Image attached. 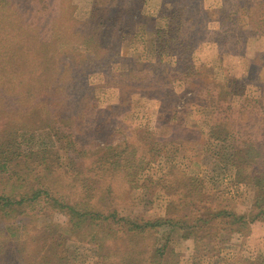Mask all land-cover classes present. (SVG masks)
<instances>
[{
  "label": "rangeland",
  "instance_id": "obj_1",
  "mask_svg": "<svg viewBox=\"0 0 264 264\" xmlns=\"http://www.w3.org/2000/svg\"><path fill=\"white\" fill-rule=\"evenodd\" d=\"M8 1L6 8L0 11V28L6 27L7 22L12 25V29L10 33L2 30L0 62H5L17 70L15 74L0 80L6 79L16 83L17 75L26 81L25 85L31 80L34 87L29 86L27 89L36 91L42 79L49 78V75L39 76V71L49 68H46V64H43V68L36 67L38 53L35 47L45 48V53L51 57L56 55L57 48L64 44L62 50L67 49V54L57 56L54 64L61 58L65 64L73 65L80 54L75 52L72 43L87 32V11L91 2L95 1V4L100 6L107 0H48L46 5L42 4V0ZM129 1L128 8L137 14L136 27L133 29L137 35L123 36L119 50L121 63L111 64V70L95 68L91 69L92 72H86L94 91L90 101L93 111L83 117L88 126L81 128L79 133V128L75 132L78 137L90 143V146L84 148V151L90 154L77 156L69 150L60 154L57 169L62 174L66 169H72L73 173L59 177L61 180L57 185L58 189L51 190L54 193L71 191L70 198L73 201H81L83 198L89 200V197L82 193L79 182L73 183V189H61L59 186L74 181L75 173L79 169L83 171L81 175L86 183L95 182L89 192L92 195L90 202L97 208L106 211L115 208L122 216L137 215L150 218L164 216L172 204V215L201 218L202 220L197 222L190 219L191 223L196 224L191 228L194 234H185L178 227L173 231L166 228L158 231L157 243H163L165 238L168 241L170 251L167 256L171 264H188L195 256L205 264H264V199L261 205L262 213L248 226L241 228L239 233H236L233 230L235 227L223 217L218 216L207 221L203 217L215 208L248 215L259 210L254 199L253 180L248 173L252 168L264 172V156L248 162L242 159L243 164H239L234 156V149L240 133H243V137L246 135V142L256 141L264 150V123L257 113H221L224 117L220 119H227L221 121V124L225 122L223 129L222 126L214 129L219 135L218 140H214L210 138L213 125L210 116L193 99L196 95L202 99L206 96L207 90L204 88L211 83V78L219 83L240 80L245 82L243 86L247 94L256 93V85L260 83L257 74L261 65L260 73L264 76V24L258 22L264 20L262 1L200 0L203 9L208 12L209 20L201 13L197 27L199 34L192 38V48L185 50L169 46L174 56H165L164 60L170 61L172 58L174 63L169 68V76L173 75V81L167 85L163 81L165 73L158 75L155 69L148 72L149 70L138 67L135 72L127 73L126 58L133 56L136 61L140 59L155 62L153 50L159 30L170 28L171 31L165 39L172 41H175L180 33L185 36L194 33L187 25H181L183 12L173 0ZM4 3L0 0L1 7ZM245 5H249L251 9L246 15L238 18V24L236 20L232 22L226 19V15L233 17L232 13ZM218 10H223V13H218ZM189 15H193V11H190ZM246 16H252V21L259 24L253 27L247 25L251 17L248 19ZM73 27L78 28L77 35L81 37L73 35ZM120 27H107L109 29L104 30L102 35H107L113 30L116 36H122V31L118 30ZM14 37H20L26 47L24 52L20 51L23 56L18 59L12 56V48L6 49L7 45L15 43ZM47 59V56H42V62ZM10 60H14L15 65ZM29 62L32 64L27 66ZM188 64L192 66V73H187ZM191 77L192 84L181 83ZM149 81L157 87L156 91L147 92L152 98L140 94L142 86L147 85L145 82ZM216 81L213 84H216ZM159 82L164 84L160 85ZM238 97L233 103V109H236V103L242 100ZM0 98L9 106L8 112V107L0 110V129L9 126L7 123L13 126L28 121L27 112L15 104V96L0 95ZM223 100L218 107H226L230 97L227 96ZM229 127L232 131L225 137V131ZM147 132L150 133L149 136L146 135ZM145 136L147 138H144ZM220 138L224 139L220 141ZM154 139L163 145L150 157L148 167L141 171L142 178L135 180L134 175L130 174V183H127L128 178L124 175L128 170L122 164L123 158L130 154L131 150L134 151L135 158L146 154L143 151L149 149V143ZM126 142L131 143L132 148L127 147ZM95 144L100 147L122 145L125 146L127 154L121 156L122 161L119 160L114 171L101 172L96 165L99 161H96L94 155V150H98ZM148 157V154L145 155V160ZM250 162H253L252 166L249 165ZM27 164L34 165V160L17 163L14 168L21 172L22 166ZM61 165L67 168L64 169ZM74 166L78 168H73ZM91 167L92 169L88 170ZM138 176L140 173L136 174V177ZM3 186L5 189L0 191L8 193L11 183L4 182ZM18 220L31 228V235L35 230L44 229L49 223L60 227L68 225L67 217L58 213L49 217L42 214H28L26 217L17 218L12 216L6 221L11 223ZM108 241V246L112 248L111 241ZM150 241V238L146 240ZM89 243L85 238L65 241L63 247L66 256L63 264H100L102 257ZM135 256L142 259V256Z\"/></svg>",
  "mask_w": 264,
  "mask_h": 264
},
{
  "label": "trees",
  "instance_id": "obj_2",
  "mask_svg": "<svg viewBox=\"0 0 264 264\" xmlns=\"http://www.w3.org/2000/svg\"><path fill=\"white\" fill-rule=\"evenodd\" d=\"M1 1L5 3L2 7L0 6V11L6 8V3H9L8 0ZM173 1L178 9L183 12L181 25H187V28L191 29L194 35L187 34L185 36L180 33V36L172 41L171 39H165L168 32L171 31L170 28L157 31V42H155L153 50L155 62H146L140 59L136 61L133 56L127 57V73L135 72L138 67L149 70L148 72L155 69L158 75L162 72L165 73L163 78L165 85L173 81L171 80L173 75L169 76L171 71L169 68L174 62L172 58L170 61L164 60L165 56L169 58L174 56L169 46H177L185 50L192 48L193 43L191 40L199 34L197 27L201 20V13L205 15L206 20H209L207 19L208 12L201 6L200 0ZM261 1L264 6V0ZM47 2L48 0H42L43 5H46ZM129 2V0H107L100 6H97L95 1L91 2V7L87 11V32L82 38L72 43L75 52L80 54L73 65L65 64L61 58L56 65L54 64L57 56L67 54V49L62 50L65 47L64 44L60 45L56 50V55L53 54L51 57L45 53V48L39 47L36 49L35 47L38 53L36 67L43 68V64H46V68H49L39 71V76L49 75V78L44 77L36 91L27 89L29 86L34 87L33 82H30L31 80L25 85L26 81L17 75L15 77L16 83H11L6 79L0 80V95L15 96V104L22 107L28 114V121H22L13 126L7 123L9 126L0 129V189H5L4 182L11 183L8 193L0 191V264H63L66 256L63 243L67 240H82L83 238L88 240L89 244L95 247L98 255L102 257L100 264H143V262H146V264H171L168 262L167 256L170 251L168 241L165 238L163 243L158 244V231L163 228L173 231L178 227L185 234H194L191 228H194L196 224L191 223L190 219L192 220L195 217H184L180 214L172 215V204L164 216L150 218L138 217L137 215L122 216L115 208L110 211L97 208L91 204L92 195L89 192V189H93L95 182L86 183L83 175H81L83 171H79V169L75 173L74 181L71 180L65 186L61 184L59 186L61 189H73V183L79 182L82 193L85 197H89V200L83 198L81 201L80 199L79 201H73L70 198L71 191L54 193L51 190L58 189L57 185L62 175L73 173L72 169H66L67 167L62 165L66 169L64 174L57 169L60 164V154L68 152L67 150L75 152L77 156L90 154L88 151H84V148L90 146V143L78 137L75 132L79 128V133L81 128L88 126L87 121L84 122V118L93 111L90 108V101L94 91L88 82L86 72L95 68L111 70V64L121 63L119 50L121 49L120 42H122L123 36L137 35L133 31L136 27L137 14L134 11L131 12L128 8ZM250 9L249 5L241 6L239 11L236 10L232 13L233 17L226 15V19H230L232 22L236 20L238 24V18L246 15ZM190 11H193V15H189ZM194 13H196V16H194ZM218 13H223V10H218ZM250 17L251 21H248L247 25L253 27L259 24L258 22L264 24V20L252 21V16H246L248 19ZM195 21H198V23ZM215 21L217 20L215 19ZM6 24V27L0 28V37L3 29L5 32H11L12 25L7 22ZM116 26H121L118 30L122 31V36H116L113 30H110L107 35H102L104 30L109 29L107 27L113 28ZM73 29V35H77L78 28L73 27ZM49 30L51 31V28ZM14 39L15 43L7 45L6 49L12 48V56L18 59L23 56L20 51L24 52L26 47L20 37H14ZM42 56H47L49 59L42 62ZM54 56L56 57L54 58ZM262 57L264 62V55ZM10 62L15 65L14 60H10ZM29 64L32 63L29 62L27 66ZM188 67L189 71L187 73H192V66L188 64ZM16 70L5 62H0V79L15 74ZM261 70L262 65L257 74L260 83L256 85V93L253 95L246 93V88L243 86L245 82L227 80L219 83L211 78V83H208L204 88V90H207L205 91L206 96L203 99L199 95L193 98L211 118L213 125L210 138L218 140L219 135L216 134L214 129L217 126H222L221 129H223L225 122L221 124V121H226L227 118L220 119V117H224L220 115L221 113L229 115L235 113L239 115L240 112L244 111L251 114L257 113L261 118V122L264 123V76L261 75ZM191 79L192 77L181 83L192 84ZM214 81H216V84H213ZM249 82L247 81V83ZM145 83L147 85L142 86L140 94L151 97L152 95L147 92L156 91L157 87L152 85L151 81ZM159 84L164 83L159 82ZM227 96L230 97L228 105L222 108L218 107L217 105L222 103ZM237 96L242 100L236 103V109H233V103ZM7 107L8 112L9 106L0 98V110ZM231 123L230 121L229 125ZM230 131H232L230 127L226 129L225 137L230 134ZM146 135L149 136L150 133L147 132ZM147 136L144 138H147ZM245 136L243 137V133H240L238 143L234 149V156L239 164H243L242 159L248 162L256 158L261 159L264 156L261 144L256 141L246 142ZM223 139L220 138L219 140L222 141ZM126 145L132 148L131 143L126 142ZM162 145L163 143H159L154 139L149 143V149L143 151L146 154H141L135 158L133 150L130 154L125 152V146L100 147L95 144V148L98 150H94V155H96V161H99L96 165L101 169V172L114 171L119 160L122 161L121 156L127 154L123 158L124 163L122 164L128 170L124 176L128 178V180L126 179L127 183H130V174L131 176L134 175L135 180L142 178L141 171L148 167L147 165L151 162L150 157L155 155ZM147 154L149 157L145 160ZM31 160H34V165L22 166L21 172L14 168L17 163H27ZM249 165L252 166L253 162H250ZM73 168L78 167L74 166ZM91 169L92 167L88 170ZM137 170V173H140L138 177H136ZM248 175L253 180L254 199H256V206L259 210L248 215L245 213L236 214L224 208H215L207 216L203 215L206 218L205 221L218 216L223 217L227 219L230 225L235 227L233 230L239 233L241 228L248 226L255 217L262 213L264 172L252 168ZM59 177L61 178L58 179ZM54 213L66 216L68 225L60 227L54 223H49L44 229L35 230L34 234L31 235L32 230L26 223H21L20 220L11 223L6 221L12 216L17 218L18 216L26 217L28 214L33 216L42 214L49 217ZM199 220L202 219H194L195 222ZM189 230L190 233H188ZM148 238L151 239L150 242H146ZM108 240L111 241L112 248L108 246ZM135 255L142 256V259ZM112 257L113 260L111 261ZM188 264L205 263L195 256ZM224 264L231 263L225 262Z\"/></svg>",
  "mask_w": 264,
  "mask_h": 264
}]
</instances>
